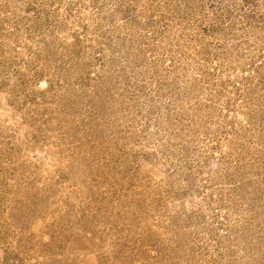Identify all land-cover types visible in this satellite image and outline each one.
Listing matches in <instances>:
<instances>
[{
  "label": "rangeland",
  "instance_id": "1",
  "mask_svg": "<svg viewBox=\"0 0 264 264\" xmlns=\"http://www.w3.org/2000/svg\"><path fill=\"white\" fill-rule=\"evenodd\" d=\"M0 264H264V0H0Z\"/></svg>",
  "mask_w": 264,
  "mask_h": 264
}]
</instances>
